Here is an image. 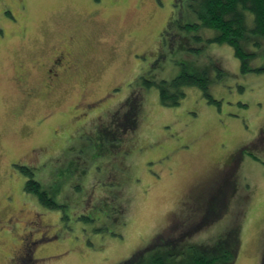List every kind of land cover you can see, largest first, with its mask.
<instances>
[{
  "label": "rangeland",
  "instance_id": "rangeland-1",
  "mask_svg": "<svg viewBox=\"0 0 264 264\" xmlns=\"http://www.w3.org/2000/svg\"><path fill=\"white\" fill-rule=\"evenodd\" d=\"M197 6L198 0H0V219L16 225L0 228V264H11L23 238L42 234L27 264H121L143 249L146 263L171 252L166 264H188L192 245L210 246L215 264H226L219 256L235 227L233 264L262 263L264 70L256 69L264 68V37L249 34L241 42L255 54L243 73L230 44L209 42L214 30L181 28L198 21ZM184 38L186 52L179 46ZM72 40L66 50L76 74L45 99L26 101L14 81L16 65L32 68L29 84L42 89V72L34 66ZM164 41L168 61L151 68L150 55ZM183 73H204L211 99L188 87L179 105L165 106L152 86L141 91L135 130L116 125L112 112L124 107L119 101L133 78L170 82ZM99 100L102 107L82 130L72 109ZM243 147L249 149L227 173L228 159ZM14 161L18 174L10 168ZM23 168L63 207L36 203L24 190ZM225 180L217 189L215 182ZM196 186L209 187L210 206L224 208L196 210ZM37 215L40 224L27 225ZM184 233L168 243L169 235Z\"/></svg>",
  "mask_w": 264,
  "mask_h": 264
},
{
  "label": "trees",
  "instance_id": "trees-1",
  "mask_svg": "<svg viewBox=\"0 0 264 264\" xmlns=\"http://www.w3.org/2000/svg\"><path fill=\"white\" fill-rule=\"evenodd\" d=\"M194 10L197 12L198 21L186 23L183 24L184 27H180L189 31L200 27L214 30L216 35L213 38H210L209 42H226L230 44L235 50V55L241 61L242 72L246 73L250 71L247 62L248 59L255 56V54L246 52L242 48L241 42L249 40V34L264 37V0H198V6ZM197 39L200 40L201 37L198 36ZM181 43L183 42H180V44ZM184 43L190 45V43L188 44L187 42V38H184ZM191 50L198 51L199 49L192 47ZM262 70H264V68L256 69V71ZM143 85L146 89H149L152 86H157L159 90L160 102L165 106L179 105L182 98L186 96L185 88L188 87L196 86L201 88L204 91L205 96L211 99V96L208 94V78L204 73L200 75H189L187 73H183L170 82H167L164 79L152 81L143 80ZM260 136H264V129L262 130ZM23 173L28 177V180L25 182V192L37 197L41 206L51 210L63 207L56 201L55 193L53 191L51 192V190L44 189L41 184L33 178L34 175L29 171V169L23 168ZM204 189L205 187L200 186V188L196 190L197 192L193 194L196 210L198 211L204 210L205 207L210 206L209 203L212 202L209 201L210 195L207 193L209 187L205 190ZM207 198L208 201H206ZM204 202H206L205 205ZM214 206L210 207L215 209L216 207ZM220 214L221 212H219V216ZM200 226L202 225L199 224L189 227L187 229L189 233L188 235ZM185 233L180 234L179 236L175 234L169 235L168 243H172V245H174L176 242L181 241L185 238ZM226 236L230 238L227 242L228 250L223 255L219 256V258H223L228 261L226 264H233L237 257L238 246L236 227L234 230L227 232ZM161 239L162 237L158 238L147 248V250L158 245ZM190 248L192 250V258L188 264H215V260L218 258V256L211 257L207 254L208 250L213 249H211L210 246V249L208 246L203 245H192ZM144 251H146V249L136 252L131 258L123 261L121 264H166V258L174 255V253L166 252L162 255L150 258V260L146 263L144 262L142 256Z\"/></svg>",
  "mask_w": 264,
  "mask_h": 264
},
{
  "label": "flooded vegetation",
  "instance_id": "flooded-vegetation-1",
  "mask_svg": "<svg viewBox=\"0 0 264 264\" xmlns=\"http://www.w3.org/2000/svg\"><path fill=\"white\" fill-rule=\"evenodd\" d=\"M165 43L166 42L164 41V44H161V47L153 55H150L153 57V63L151 64V68L154 67L156 64H159L162 61L167 63L166 62V61H168L167 55L164 52V50L166 48H168V46ZM73 44H74V40H72L71 42H66V44L64 46L62 44L59 46H56L53 49V55L49 58L48 61H45L42 63H40V62L36 63V66H34V69L39 68L38 70H40L42 72V77L40 79L43 83L42 89H36L35 86L29 84L30 80L33 77L32 68H28L22 64L16 65L15 72H14V74H15L14 81L18 84V86H19L18 89L24 95V98L26 101H31V100L36 101L38 99H45V97H47L51 92L55 91L57 89V87L62 82H64L65 80L68 79L67 76L72 75V73H73V75L76 74L78 66H77L75 60L70 56V53L66 50V49H71ZM185 44L186 43H184V42L179 44V46L182 48V52H186V50H188V48L185 47ZM164 45L166 46V48ZM170 52H171V49H170ZM141 77L136 78V79L135 78L132 79V80H134L133 81L134 86L132 87V85H131L130 87H128L127 92L125 93L126 95L124 96L123 99H121V101H119V102H121L120 105L123 104L124 107H122L120 110L116 109L117 111H114V113L112 112V117H114L115 119H118L116 121V125L121 126L122 130L124 132H128V131L131 132L132 130H135L136 125L139 123V120H140L141 111H142V101L140 99V94H141V91L147 90L146 87L143 85V80H146V81L151 80L152 81V79H148L146 76H141ZM135 83H140L141 85L137 84L138 85V88H137ZM106 96L107 97H105V98L111 97L110 94H106ZM100 101L101 100H99L97 102L83 101L82 107L80 109H78L77 107H74L72 109V111L74 113H78V116H76V120L78 122L77 126L79 128H82V130L89 128L88 127L89 123L95 118V116H93L94 111H96L98 108L102 107V105L100 104ZM115 107H116V105H115ZM100 111H102V109ZM120 113H121V116L119 115ZM102 116H103V114H102ZM128 127H130V128H128ZM103 138L108 139L106 133H105ZM114 138H116V137H114ZM248 149L249 148L246 149L243 147L238 153L239 156L238 155H232V157L230 159H228V161L224 167V168H226V172L229 170V168H230L229 166L231 165L232 161H234L235 163L238 162L240 160V158H238V157H241V156L243 157L244 153H246V151ZM19 160H17V161H19ZM20 161H22V160H20ZM14 163H16V161H14L10 164V168H11V170L14 169L15 173H16L17 170L14 167L15 166ZM120 171H123V168L122 169L120 168ZM226 172L225 173L222 172V174L227 175L228 172L227 173ZM17 174H18V171H17ZM215 183H216L217 189H218V188H220V186L222 187L225 185L226 180L223 182H215ZM194 189L196 191L197 186ZM192 196H194V195H192ZM33 197H35V196L33 195ZM35 199H36L35 202L39 203L38 198L35 197ZM214 207H220L222 209L223 206L216 205ZM210 209H214V208L210 207V206H206L207 212L210 211V213H211L212 211H214V210L211 211ZM20 212H22V211H19V215H22ZM30 215H31V213H29V216ZM33 217L34 216H32V218L30 217V219L27 220V222H26L27 225H33V224L39 225L40 224V215H37L35 217L36 220H33ZM15 219H16V221H18L16 216H15ZM29 220H33V221L30 222ZM3 226H5V224L0 219V228ZM14 226H16L14 223L7 222V226H5V227H14ZM27 238H28V240L23 238V240L20 241L18 248L14 249L12 251L11 264H27L26 263V260H27L26 256H27L28 251L32 253V249L35 247V245L38 244L39 242H41L42 240H45V239H43V234H42V237H40L39 239H36L35 241L31 240L30 235ZM150 245H152V243ZM263 256H264V254H263ZM263 256L261 258L262 263H263ZM30 260H33V259H30Z\"/></svg>",
  "mask_w": 264,
  "mask_h": 264
}]
</instances>
